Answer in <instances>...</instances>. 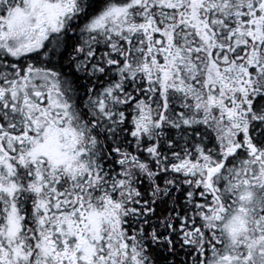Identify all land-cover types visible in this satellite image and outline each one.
<instances>
[{
  "label": "snow or ice",
  "instance_id": "6c2138e0",
  "mask_svg": "<svg viewBox=\"0 0 264 264\" xmlns=\"http://www.w3.org/2000/svg\"><path fill=\"white\" fill-rule=\"evenodd\" d=\"M0 264H264V0H0Z\"/></svg>",
  "mask_w": 264,
  "mask_h": 264
}]
</instances>
